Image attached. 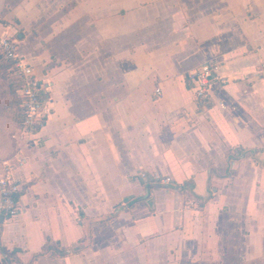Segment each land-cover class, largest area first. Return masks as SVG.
<instances>
[{"label":"crops","instance_id":"0c3cea01","mask_svg":"<svg viewBox=\"0 0 264 264\" xmlns=\"http://www.w3.org/2000/svg\"><path fill=\"white\" fill-rule=\"evenodd\" d=\"M0 33L50 109L0 264H264V0H0Z\"/></svg>","mask_w":264,"mask_h":264},{"label":"built area","instance_id":"2783aa9c","mask_svg":"<svg viewBox=\"0 0 264 264\" xmlns=\"http://www.w3.org/2000/svg\"><path fill=\"white\" fill-rule=\"evenodd\" d=\"M17 47L18 41L15 37L0 33V55L4 60L12 63L13 74L18 79L15 93L20 99L21 120L19 127L27 141L35 142L38 140L33 137L35 132L44 128L50 114L45 97L48 86L34 76L32 66L18 54ZM188 78L194 84V96L198 105L203 104L208 98L210 84L228 83L226 78L219 76L217 63L212 61L200 64L188 75ZM163 182L170 183V179L165 178ZM19 191L20 182L14 178L12 166L4 164L0 174V216L11 218L19 213L16 203Z\"/></svg>","mask_w":264,"mask_h":264},{"label":"rangeland","instance_id":"374dc122","mask_svg":"<svg viewBox=\"0 0 264 264\" xmlns=\"http://www.w3.org/2000/svg\"><path fill=\"white\" fill-rule=\"evenodd\" d=\"M19 126L15 100L3 70L0 69V164L15 153Z\"/></svg>","mask_w":264,"mask_h":264},{"label":"trees","instance_id":"16d2710c","mask_svg":"<svg viewBox=\"0 0 264 264\" xmlns=\"http://www.w3.org/2000/svg\"><path fill=\"white\" fill-rule=\"evenodd\" d=\"M0 69L3 70V74L8 81V86L11 89L13 94L15 105H16V113L19 117V124L21 120V108H20V99L17 97L15 91L18 87V79L13 74L12 63L3 59L0 55Z\"/></svg>","mask_w":264,"mask_h":264},{"label":"water","instance_id":"95a60500","mask_svg":"<svg viewBox=\"0 0 264 264\" xmlns=\"http://www.w3.org/2000/svg\"><path fill=\"white\" fill-rule=\"evenodd\" d=\"M147 196V195H146ZM1 220H2V217L0 216V222H1Z\"/></svg>","mask_w":264,"mask_h":264}]
</instances>
